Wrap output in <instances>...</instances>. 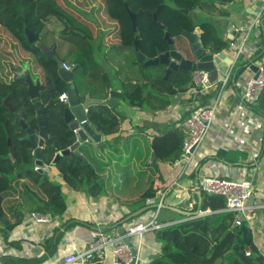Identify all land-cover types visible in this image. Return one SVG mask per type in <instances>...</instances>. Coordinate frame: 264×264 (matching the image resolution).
<instances>
[{"label": "trees", "instance_id": "obj_1", "mask_svg": "<svg viewBox=\"0 0 264 264\" xmlns=\"http://www.w3.org/2000/svg\"><path fill=\"white\" fill-rule=\"evenodd\" d=\"M103 1L110 19L119 23V27L113 29L114 35H118V41L122 47L130 49L131 53L135 54L134 65L138 63L141 65L138 68L139 75L135 79L127 76L119 86L122 88L124 101L131 106L151 112L167 111L175 102L172 98L179 96L182 89L189 88L192 82V71L174 69L167 74L166 65L145 66L139 60L134 45L136 33L125 3L131 11L137 14L138 34L141 38L140 51L147 58L169 50L165 30H168L176 41L185 36V30L195 31V28L200 26L204 31L201 35V42L207 50L220 53L226 47V41L221 38L216 26L210 20L206 18L202 23H196L193 15L199 10L209 15L217 14L216 4L233 0ZM116 1L119 3V13L115 11ZM80 2L82 9L74 8L70 4L65 6L60 3V0H0V25L9 31L11 37L10 39L0 35V44L3 41L7 44L15 42L17 46L32 55L45 73L41 82V95L37 100L46 107L48 130L53 136L44 147V161L47 165H51L57 150L66 149L75 143L76 135L64 120V104L59 99L61 94L59 88L64 91L66 88L58 74L57 62L46 55L36 44L29 42L25 29L29 28L36 32L40 37V42L50 49L55 48L57 56L68 65L78 64L75 70V81L80 93L83 95L89 93L94 98L106 99L108 95L106 82L110 80L109 75L101 76L100 71L103 68L99 66L91 69L88 55V41L94 39L95 35L87 23L89 20L86 19V14L90 10L89 4L94 5L97 0H80ZM184 9H188L189 13H185ZM154 13L158 15L165 28H162L154 19ZM221 14L225 15L223 12ZM73 28L82 31L86 36L83 37L73 32L71 30ZM96 37V39H101L98 35ZM1 49L7 56L11 55V52L4 48ZM244 63L247 62L242 60L238 71L244 70ZM0 65L4 66L3 60H0ZM154 67H159L160 73L152 72L151 69ZM92 71L95 72L92 73ZM27 88L28 83L24 76L15 78L11 82L4 81L0 76V232L6 240L10 232L22 224L25 217L24 212H39L57 216L64 214L67 210L63 184L51 180L47 173L42 174L35 169V157L31 143L21 140L26 130L16 118V114L20 115L30 127L38 129L36 100L30 99L27 95ZM215 95L216 92H212L209 96ZM8 97L15 108L14 112L10 111L6 104ZM250 106L256 115L264 118V89L258 100ZM115 109L105 104L92 105L89 108L88 119L104 135H114L119 131L120 124L125 118L120 112H115ZM150 146L151 164L156 166L159 163L173 165L183 156L181 132L176 126L167 127L165 131L152 135ZM261 151L264 155V133ZM56 167L62 171L64 182L75 190L88 189L94 197L105 194L103 177L98 175L90 163L85 162L80 155L71 152L69 155L62 156ZM16 178H29L40 187L46 199L41 198L25 185L23 201L15 208L16 219L12 222L3 208V199ZM157 190L158 188L154 185L148 188L141 196L139 207H143L148 199L155 198ZM202 195L208 200L212 211L215 212L225 207V200L222 196L209 195L204 191ZM235 218L234 213H212L205 217V222L200 226L199 232L184 234L176 228L165 229L159 236L162 239L161 254L148 264H202L194 261L193 256L208 258L213 251V244L219 242L229 231L235 232L233 248L215 264H264V254L256 246L248 222L244 221L239 227H234ZM57 240L58 237L48 244L56 246ZM248 248H251L250 255L246 254ZM13 262H17V259L8 257L5 261L6 264H13Z\"/></svg>", "mask_w": 264, "mask_h": 264}, {"label": "crops", "instance_id": "obj_2", "mask_svg": "<svg viewBox=\"0 0 264 264\" xmlns=\"http://www.w3.org/2000/svg\"><path fill=\"white\" fill-rule=\"evenodd\" d=\"M255 1L242 0L241 10H235V12L234 1H232V6H229L225 15L221 14L218 9L219 4H216L217 14L206 16L208 20L212 19L210 21H213L219 35L226 41V51L223 52L230 57L235 53L236 46L238 47L242 43L244 36H246V55L242 57L243 61L254 56H261L264 52V33H262L261 27L255 23L257 16L261 13V8L260 13L251 8ZM200 13L206 12L200 11ZM262 14L264 16V12ZM232 25L238 29L245 26L249 29L240 36L235 34L232 40L230 33ZM234 40L237 45L231 46V42ZM115 41H118V38H114L113 43ZM10 46L11 44L7 48L11 50ZM13 46H17L15 42H13ZM17 47L19 49L16 52H14L15 50L10 51L11 55L9 56L13 57L15 54L14 60L20 61L19 51L25 50ZM127 53L130 55L131 51ZM124 63L125 68L122 71L118 70L121 73L120 77L123 78L124 76L125 79L129 76L135 79L136 77L132 76V68L128 67V63L134 65V60L129 57L126 62L124 60ZM100 75L109 74L104 70L100 71ZM38 80L43 81V79ZM106 84L107 93H109V90L114 87H112L110 80ZM232 87L229 85L224 91L222 107L219 112V123L212 126L204 144L196 150L194 158L198 165L192 167L188 172L185 171L188 169L184 166L185 161H182L180 165L159 163L156 166L151 164L150 160L152 158L151 136L165 131L167 127H175V116L180 115L187 118L190 115L187 112V108H190L188 93L180 94L175 99L173 97L175 102L167 111L156 112L129 105L124 101L123 94L119 98L118 105L113 107L116 108L115 112H120L125 116L119 131L111 136H106L99 131L106 136V141H102L97 150L94 144L86 142H83L79 148L80 153L86 157L96 173L107 178V181H104L105 194L94 197L88 189L75 190L64 182L62 171L56 165H50L45 173L50 176L51 180L63 184L67 201L66 212L62 215H51L49 223H36L29 218L30 212H24L25 217L22 224L10 232L7 240L3 238V234L0 232V264H6L5 261L8 257L17 259V262H13V264H59L65 254L89 248L98 239V232L109 235L121 234L119 233L120 227L128 225L130 222V220L127 223L123 222L126 219L124 216L127 215L128 217L135 211L147 206L148 201L143 207H139V203L141 196L152 185L158 188L156 198L160 196L161 192L167 190L163 208L167 205L168 209L175 212L174 216L176 214V217L168 221H177L182 218V215L169 207L196 210L199 199L194 191H196L197 183L203 175L239 180L250 179L255 165L250 162L249 146L240 147L238 141H234L233 146L229 148L224 146L227 141L231 140V137L224 134L221 125L232 118V114L240 104V98ZM116 89L123 93L121 87H116ZM261 120L264 123V119L261 118ZM234 127L238 133H242L238 124H235ZM263 133L264 128L260 127L251 134L252 141L261 153V159L255 172L253 198L250 197L246 202L247 209L243 216L244 221H247L251 227L256 246L262 253H264V155L261 151ZM229 150L244 153L247 158L229 161L226 158ZM121 183L128 187L123 186L121 188ZM19 185L21 186L18 187ZM25 185L29 186L41 198L46 199V195L40 187L29 178H16L3 199V208L12 222L16 219L15 208L23 201ZM135 187L136 191L134 190ZM189 194L195 197V204H191L192 201L188 200ZM184 202H188V209L182 207ZM128 203H136V206L128 207ZM150 208H147L141 217L137 216L133 219L139 220L149 217L150 212L148 210ZM209 209L211 210L210 207ZM223 209L213 211V213H222L224 212ZM133 219L131 220L133 221ZM57 237L56 246L51 243L48 244ZM158 237L157 232H150L145 235V243L139 249L137 264H148L153 258L160 256L162 242L158 240ZM135 242L137 243L136 239ZM112 250L113 246H108L102 258L96 261L74 264H92L94 262L112 264Z\"/></svg>", "mask_w": 264, "mask_h": 264}, {"label": "built area", "instance_id": "obj_3", "mask_svg": "<svg viewBox=\"0 0 264 264\" xmlns=\"http://www.w3.org/2000/svg\"><path fill=\"white\" fill-rule=\"evenodd\" d=\"M262 1L261 13L259 12L260 14L257 16L255 23L261 27L262 33H264V16L262 14L264 12V0ZM232 3L233 2L219 4V11L226 14V10L229 6H232ZM231 29H234L236 32L242 30L244 34V31L249 29V27L245 26L238 29L235 25H232ZM230 33L233 40L235 34L232 31ZM235 45L237 44L234 40L231 42V46ZM245 49L246 36L242 39V43L238 47L236 46V51L231 57L232 62L226 73L219 74L216 81H211L210 71L200 69L193 70L192 82L187 92L190 100V108H187V112H189L190 115L187 118H183L180 115L174 117V121L176 122L175 125L181 132L183 144V156L181 159L176 160L175 164L180 165L182 161H185L184 166L188 168L185 171L188 172L192 167L198 165V162L194 158L196 150L204 144L211 132L212 126L219 123V112L222 107L224 91L231 85L239 96L240 104L232 114V118L229 121H225L221 126L224 134L231 137V140L224 144L226 148L233 146L232 144H234V141H238L240 147L249 146L250 162L255 165L251 178L239 180L229 177L203 175L197 183V186L205 193L209 195H220L224 198L225 207L223 211L234 213L236 216L233 224L234 227H239L244 222L243 216L247 209L246 202L255 191V172L261 159V153L257 150L255 143L252 141L251 134L257 128H264V123L261 120L262 117L256 115L250 106L258 100L264 89V55L248 58L247 61L245 60L247 63H244V68L242 66L244 70L238 71L240 68L238 61L246 55ZM217 55L218 53H213L214 58ZM255 66L257 67L256 71L254 70ZM64 67L66 69L71 68V66L65 62ZM15 75L16 78H19L22 73L16 71ZM218 88V94L211 98V96H209L210 93L213 91L217 92ZM59 99L63 104H66L69 99L67 91L61 92ZM88 112L89 110L86 109V113ZM235 124H238L242 133H238L234 127ZM74 133H77V130H75ZM49 167L50 165L46 164L45 170H48ZM166 195L167 190L161 192L158 198L148 199V203L152 204L151 208H156V211H153V213L150 212L149 217L139 220L133 219V221H130L131 223L128 221L129 224L123 226L124 232L118 235L98 232V239L94 241L89 248L65 254L63 262L59 264L96 261L104 256L108 246H113L112 264H132L134 256L129 246L124 244L117 247V244L124 241L126 237H132L137 240L136 244L138 249H140L145 243L144 239L146 234L150 232L156 233L183 222V220L165 222L159 220ZM187 198L189 201H192L191 204L196 203L195 197H192L190 194ZM212 213L213 211L210 209L200 211L198 214L192 216V219L205 218ZM28 215L29 218L36 223H49L51 221L50 214L30 212ZM249 228L251 227L249 226ZM246 254H251V248L247 249ZM137 260L136 258L134 264H137ZM92 264L101 263L94 262Z\"/></svg>", "mask_w": 264, "mask_h": 264}, {"label": "water", "instance_id": "obj_4", "mask_svg": "<svg viewBox=\"0 0 264 264\" xmlns=\"http://www.w3.org/2000/svg\"><path fill=\"white\" fill-rule=\"evenodd\" d=\"M263 5L262 0H256L252 5L251 8L255 10V12H259L261 6ZM126 9L129 13L133 30L136 33V37L134 40L135 49L138 52L139 60L143 62L145 66H155V65H166V72L167 74L170 73L174 69H182V70H206L210 71V79L211 81H216L218 79L219 74L226 73L229 65L232 62L230 56L226 55L224 52L218 53V55L214 58L213 52L207 50L202 42H201V35L203 34V30L200 26L195 28V31H184L185 37L189 40L192 51L194 56L198 58L197 61L185 56L182 52L178 51L175 47V39L171 36L168 30H165V38L169 43V50L165 52H159L157 56L152 58H147L140 51V43L141 38L138 34L139 27L137 21V14L128 7L125 3ZM185 13H189L188 9L183 10ZM154 19L160 24L162 28H165V25L162 23L160 18L156 13L153 14ZM73 32L81 34L83 37L86 36L85 33L78 29H71ZM231 31L236 35H241L242 30L236 32L234 29ZM26 36L30 43L36 44L46 55L51 58H54L57 62L58 66V74L61 80L65 83V91H67L69 95L68 102L64 104V120L68 124L71 131L77 130L76 141L70 147L57 150L54 159L51 162V165H57L58 160L65 155H69L73 152L76 155H80V157L85 161L88 162L86 157L80 153V146L84 142L92 143L95 145V149L97 150L98 145L102 141H106V136L100 133L95 126L89 121L88 113H86V109L89 110L90 106L95 104H105L109 107H115L118 105L119 98L123 96V93L116 88H112L109 90L108 97L106 99H99L92 97L89 93L83 95L78 90L76 81H75V70L78 67V64H74L71 66L70 69H66L64 67V61L57 56L55 48H48L46 45L40 42L39 35L34 32L32 29L26 28L25 29ZM173 58V59H172ZM254 70H257V67H254ZM26 81L28 83L27 88V95L30 97L31 100H36L35 105L37 109V117H38V129L35 130L28 125V123L21 118L20 115L16 114V118L20 121L22 127L26 130V134L21 137V140L30 141L31 147L34 151L35 157V169L44 174L45 173V161H44V147L53 136L49 134L48 130V116L46 115V107L42 104L41 101L37 100L40 98L41 95V81L37 80L34 81L30 75L26 77ZM60 92L64 90L59 88ZM189 88H184L181 90V95L187 93ZM6 104L9 107L10 111L14 112L15 108L12 105L10 98L6 99ZM154 158V157H153ZM196 195L198 196V207L196 210H181L174 207H169L182 215L180 220L183 222L176 224L174 226H170L166 229L173 230L174 228L179 229L182 233L188 234L191 232H199L200 226L204 224L205 218L199 219H192V216L198 214L200 211H206L209 209V203L206 198L202 196V190L199 186H197ZM253 195L251 196V199ZM152 207V204L147 203L146 207H143L128 217L123 222H127L137 216L143 214V212L147 209ZM165 207H168L165 205ZM165 230V229H164ZM164 230H160L157 232L158 236H161ZM124 232V227H120L119 233ZM234 231H229L219 242L213 244V251L208 258H196L193 256L194 261L202 264H215L219 259L224 257L228 252H230L233 248L234 244ZM128 245L130 251L135 256L132 261V264L135 263V260L138 256L139 249L135 242V239L132 237H126L124 241L120 242L116 246L119 247L121 245ZM63 262V260H62ZM61 262V263H62Z\"/></svg>", "mask_w": 264, "mask_h": 264}, {"label": "rangeland", "instance_id": "obj_5", "mask_svg": "<svg viewBox=\"0 0 264 264\" xmlns=\"http://www.w3.org/2000/svg\"><path fill=\"white\" fill-rule=\"evenodd\" d=\"M233 1H234V5H233L234 12H235V10H238V11L241 10L242 0H233ZM116 2L117 3L114 4L115 5V11L117 13H119L120 12L119 3H118V1H116ZM60 3L65 5V6L70 4L74 8L82 9L81 8L82 3L80 2V0H60ZM114 3H115V1H114ZM89 7H90V10H88L89 12H88V14H86V17H87L86 19L89 20V21H87V23L89 24L90 29L93 32V35H95L94 39L88 41V45H89L88 55H89V61H90V65H91L90 67H91V69H94L95 66H97V67L99 66V67L103 68L109 74L112 87H119L121 85L120 82L124 80V76H123V78H121L120 77L121 73L118 70L122 71V69L125 68L124 60L126 62L127 58H129V57H131V59L135 60L136 56L134 53L133 54L131 53L129 55L127 52H129L130 49L125 51V48L122 47V45L119 43V41H115L113 43V39L118 38V35H114L113 29L116 27H119V23L115 22V21H114L115 22L114 23L113 20L110 19V16L108 15L107 10H105L106 6H105L104 1L103 0H97V2L94 5L89 4ZM207 15H208L207 13H200V11H197V13L194 12L193 16H194L196 23H202V21L204 19H206ZM123 16H124V19L126 20V17L124 14H123ZM210 20H212V19H210ZM211 22L213 23V21H211ZM127 23H128V21H127ZM127 25H129V24H127ZM218 25H219V23H218ZM0 35L1 36L3 35L5 37L11 39L9 31L1 25H0ZM97 35L99 37H101L100 40L96 39ZM9 44H11V46H10L11 50L7 48V46ZM190 46H191V44L185 36L180 37V38L176 39V41H175V47L178 51H180V52L184 51L183 54L185 53V56L193 59L194 61H197L198 58L194 56V53H193ZM1 48H4L5 50H7L9 52L12 50H15L14 52H16L19 48L17 46H13V43L7 44V43H5V41L1 42V44H0V60L4 61V66L0 65V76L3 78L4 81L11 82V81L15 80V78H16L15 72L16 71L23 73L24 77L31 75V77L34 81H37L38 79L44 78L45 73H44L43 68L35 62V60L33 59L31 54H29L28 52L20 50L19 54L21 56V60L17 61V60H14L15 54L13 55V57L7 56ZM224 51H226V49ZM240 64H242V60L238 61V65H240ZM128 67L132 68V70H131V71H133L132 76L137 77L139 75V69L138 68L141 67V65L139 63L137 65H131L128 63ZM104 70H101V71H104ZM151 70L154 73H160L159 67H154ZM93 72H95V71H92V73ZM226 158L229 161L230 160L237 161L241 158H244V159L247 158V155L244 153H240L239 151L229 150ZM103 180L107 181V178L105 176H103ZM20 186L21 185H19L18 187H20ZM120 186H121V188L123 186L128 187L124 183H121ZM134 190L135 191L137 190L136 187L134 188ZM105 192H106V189H105ZM133 194H134V192H133ZM134 206H136V203H128V207H134ZM182 207L184 209H188L189 208L188 202H184L182 204ZM155 209L156 208H150V210H148V212L153 213V211H156ZM174 213H175L174 211L168 209L167 207H164L161 210L159 220L163 221V222L171 220L174 217H176V214L174 216ZM141 216L142 215H140L138 217H141ZM158 240L161 241L162 239H160V237H158Z\"/></svg>", "mask_w": 264, "mask_h": 264}, {"label": "flooded vegetation", "instance_id": "obj_6", "mask_svg": "<svg viewBox=\"0 0 264 264\" xmlns=\"http://www.w3.org/2000/svg\"><path fill=\"white\" fill-rule=\"evenodd\" d=\"M164 52H165V51H164ZM172 59H173V58H172ZM166 68H167V66H166ZM166 68H165V69H166ZM76 84H77V82H76ZM77 86H78V84H77ZM78 89H79V88H78Z\"/></svg>", "mask_w": 264, "mask_h": 264}]
</instances>
